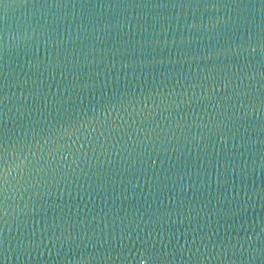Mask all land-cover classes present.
Here are the masks:
<instances>
[{"label":"water","instance_id":"obj_1","mask_svg":"<svg viewBox=\"0 0 264 264\" xmlns=\"http://www.w3.org/2000/svg\"><path fill=\"white\" fill-rule=\"evenodd\" d=\"M0 264H264V0H0Z\"/></svg>","mask_w":264,"mask_h":264}]
</instances>
